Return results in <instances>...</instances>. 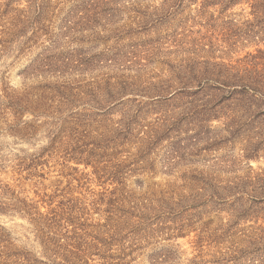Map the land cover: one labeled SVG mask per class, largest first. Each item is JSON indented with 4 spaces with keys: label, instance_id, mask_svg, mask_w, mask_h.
Returning <instances> with one entry per match:
<instances>
[{
    "label": "rangeland",
    "instance_id": "obj_1",
    "mask_svg": "<svg viewBox=\"0 0 264 264\" xmlns=\"http://www.w3.org/2000/svg\"><path fill=\"white\" fill-rule=\"evenodd\" d=\"M0 264H264V0H0Z\"/></svg>",
    "mask_w": 264,
    "mask_h": 264
},
{
    "label": "trees",
    "instance_id": "obj_2",
    "mask_svg": "<svg viewBox=\"0 0 264 264\" xmlns=\"http://www.w3.org/2000/svg\"><path fill=\"white\" fill-rule=\"evenodd\" d=\"M241 88H242L243 91L249 90V91H252L253 93H255V90H256V89H254L252 87H249L247 84L243 85Z\"/></svg>",
    "mask_w": 264,
    "mask_h": 264
}]
</instances>
